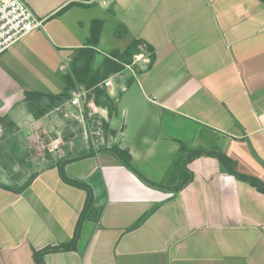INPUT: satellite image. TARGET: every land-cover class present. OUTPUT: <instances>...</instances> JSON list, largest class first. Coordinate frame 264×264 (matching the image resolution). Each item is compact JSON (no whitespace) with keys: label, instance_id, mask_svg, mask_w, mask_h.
Here are the masks:
<instances>
[{"label":"crops","instance_id":"0c3cea01","mask_svg":"<svg viewBox=\"0 0 264 264\" xmlns=\"http://www.w3.org/2000/svg\"><path fill=\"white\" fill-rule=\"evenodd\" d=\"M26 2L43 23L0 54V126L47 123L49 111L29 112L25 91L62 92V75L86 48L99 67L114 51L96 59L108 16L112 34L127 40L115 50L142 43L106 78L117 103L103 113L114 144L128 150L143 178L160 184L148 185L107 151L67 162L65 173L90 185L100 215L83 221L75 250L45 253L44 263L264 264V193L207 155L225 153L264 181V2ZM95 21L100 32L91 45ZM145 44L154 50L150 67ZM193 150L203 154L186 161ZM33 174L19 192L31 175L16 187L0 180L8 186L0 185V264H36L35 250L73 236L85 191L64 182L57 167Z\"/></svg>","mask_w":264,"mask_h":264},{"label":"trees","instance_id":"16d2710c","mask_svg":"<svg viewBox=\"0 0 264 264\" xmlns=\"http://www.w3.org/2000/svg\"><path fill=\"white\" fill-rule=\"evenodd\" d=\"M262 1L264 2V0ZM99 24H100L99 21H95V23L93 24L91 38L89 40L91 45H95L98 41L99 32H100ZM141 43L142 42L140 40L133 39L131 43H129V45H127L122 51L114 50L110 54V57H105L101 65L97 67L96 69H93L91 66L94 49L86 48L87 50L82 51V53H79L78 55L72 58L71 62H73V68L71 69V71L62 75V78L65 82V87L62 92L58 94H52V93H43L40 91H25V103L27 105L29 112H31L35 118H39L43 116L54 105L68 99L70 96L71 90L74 88V86L78 82L83 83L85 88L92 89V91H94L95 93L96 103L100 105H104L105 104L104 99L108 100L109 95L107 94L105 90H100L98 88V84L104 79H106L109 75L123 70L125 65L131 62L133 54L137 52H141V49L139 47V44ZM144 48H145L144 51L149 56L148 67H150L155 58L154 50L152 46L147 45V44L144 45ZM112 109H113L112 107H108L109 112H111ZM106 126H108V124L103 121V127H105V129L106 128L108 129V127ZM111 133H113V131H111ZM97 151L98 152L107 151L111 153L121 162V164H123L125 167H127L128 169L133 171L135 174H137L139 178H141V180H143L145 183L151 186L160 187V184L151 182L143 178L133 167L132 162H131L132 160L131 155L129 154L128 150L125 148L119 147L117 144H113L111 147L101 146L99 147V149L85 153L77 158L59 160L57 164L53 165V167H57L59 175L64 182L70 185L76 186L78 188H81L85 191L86 193L85 201L83 204V208L78 216L75 229H74V233H73L71 240L67 242L58 243L56 245H49L40 250H35L33 253V257H34L36 264H45L43 261V255L45 253L75 250L83 221L85 219H93L95 216H96L95 219L99 217L100 211H96V209L93 207V194H92V189L90 185H88L87 183L83 181H79L75 178L69 177L64 171V165L67 162L73 161L78 158H83V157L93 155ZM201 154H203L202 151L193 150L188 153L186 161H189L190 159L197 157ZM207 155H212L216 157L222 163V165L224 166V168L229 174L235 176L236 178L240 180H244L248 182L251 186L255 187L258 191L264 193V181L259 179L256 176L240 171L237 168V162L233 160L232 158H230L228 155L222 152H214L212 154H207ZM183 172H186V169L183 168ZM34 176L35 174L31 175L21 187L15 188L14 191L19 192L23 190L24 188H26L31 183ZM191 178H192L191 174H189L188 176H185L183 178L182 183L177 187V189L186 185L190 181ZM1 186L5 188L8 187L5 185H1ZM146 215L147 214H144L142 217H140L131 226V228L139 225L143 221Z\"/></svg>","mask_w":264,"mask_h":264},{"label":"rangeland","instance_id":"374dc122","mask_svg":"<svg viewBox=\"0 0 264 264\" xmlns=\"http://www.w3.org/2000/svg\"><path fill=\"white\" fill-rule=\"evenodd\" d=\"M111 25L112 20L107 16L103 30L104 41L96 59H99L103 52L108 54L127 43L126 39L117 38L112 34ZM114 29L116 32L121 31L118 26ZM72 68L73 62H70L69 72ZM105 87L102 81L98 84L100 90L107 92ZM78 89L80 87L75 85L69 98L72 92ZM89 90V95L93 96L95 101L94 91ZM104 101V105H100L96 101L95 104L108 109V107L114 108L117 103L110 97ZM60 104L61 102L57 103L49 110L47 123L43 125L28 126L25 130L19 127L15 131L10 127L0 126V180L16 187L38 170L53 167L59 160L77 158L102 146H97L100 143L92 144L87 134L92 126H90L87 117L85 116L83 120L75 119L72 115L66 117L63 111L56 109ZM122 104L123 100L120 107ZM106 120L108 118H100L102 127L103 121L107 123ZM106 127L108 129L105 127L103 129L108 137L112 130L109 126ZM116 128V131H119V125Z\"/></svg>","mask_w":264,"mask_h":264},{"label":"built area","instance_id":"2783aa9c","mask_svg":"<svg viewBox=\"0 0 264 264\" xmlns=\"http://www.w3.org/2000/svg\"><path fill=\"white\" fill-rule=\"evenodd\" d=\"M42 23L43 19L35 15L26 0H0V54L27 33L41 27ZM103 82L105 86L111 85L109 79ZM56 109L63 111L64 116L72 115L78 120H83L86 116L92 126L88 127L87 133L92 144L100 143L97 146L111 147L115 143L111 135L106 137L100 121V118L105 117L103 112L106 109L95 104L88 90L80 88L73 91L71 97L61 102Z\"/></svg>","mask_w":264,"mask_h":264}]
</instances>
